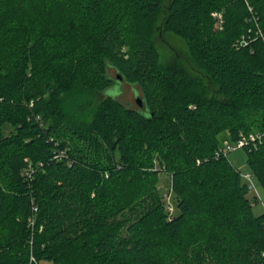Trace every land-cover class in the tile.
I'll list each match as a JSON object with an SVG mask.
<instances>
[{
    "label": "trees",
    "instance_id": "1",
    "mask_svg": "<svg viewBox=\"0 0 264 264\" xmlns=\"http://www.w3.org/2000/svg\"><path fill=\"white\" fill-rule=\"evenodd\" d=\"M259 29L264 0H0V264H264V211L216 155L264 133ZM243 148L264 191V136Z\"/></svg>",
    "mask_w": 264,
    "mask_h": 264
},
{
    "label": "rangeland",
    "instance_id": "2",
    "mask_svg": "<svg viewBox=\"0 0 264 264\" xmlns=\"http://www.w3.org/2000/svg\"><path fill=\"white\" fill-rule=\"evenodd\" d=\"M158 47L164 59L172 58L175 54H178V56L185 58L184 55L187 51L185 43L181 39L170 33H161L160 36H158ZM139 92L140 89L137 85H133L127 81L122 82L119 87L116 88L114 91L115 95L120 98L125 104L133 107L138 106L135 101V98L140 95ZM228 156L233 162V164L241 171L250 170L249 165L247 163L246 150L244 148L231 151L229 152ZM256 184L264 201V191L258 185L257 180ZM159 186L160 189L164 192L166 202L171 203L173 210L172 213H175L177 209L176 203L173 200V195L170 187V176L165 171L160 173ZM248 196L252 201L255 200L253 191H249ZM253 208L256 214L262 213L264 211V207L261 202H255ZM43 264L46 263L43 262Z\"/></svg>",
    "mask_w": 264,
    "mask_h": 264
},
{
    "label": "built area",
    "instance_id": "3",
    "mask_svg": "<svg viewBox=\"0 0 264 264\" xmlns=\"http://www.w3.org/2000/svg\"><path fill=\"white\" fill-rule=\"evenodd\" d=\"M214 16L218 19L216 26L220 27L222 23V14L220 12H214ZM260 30V29H259ZM261 31V30H260ZM261 36L264 38V33L261 31ZM245 41V39L243 38ZM33 104V102L31 103ZM38 119L40 116L37 117ZM264 133L261 132H249L247 134L245 133H240L238 138L236 140H224L223 145L218 148L216 151V155H229V152L240 149L245 147L246 145L253 144L256 146L258 143H261L263 139ZM63 155V152H59L56 157H61ZM30 172V171H29ZM240 175L242 178L245 180V182L248 185V188L250 191L254 192V198L256 202H261L263 207H264V201L262 199V196L259 192V189L256 184V177L255 174L251 170L247 171H241L240 170ZM172 191V190H171ZM34 211H37V206H33ZM167 209L170 213H172V206L171 203H167ZM33 220V219H31Z\"/></svg>",
    "mask_w": 264,
    "mask_h": 264
},
{
    "label": "water",
    "instance_id": "4",
    "mask_svg": "<svg viewBox=\"0 0 264 264\" xmlns=\"http://www.w3.org/2000/svg\"><path fill=\"white\" fill-rule=\"evenodd\" d=\"M118 76H119V78H121V75H118ZM135 101L137 102V104H138L139 106H142V105H143L142 98H141L140 96H137V97L135 98Z\"/></svg>",
    "mask_w": 264,
    "mask_h": 264
}]
</instances>
